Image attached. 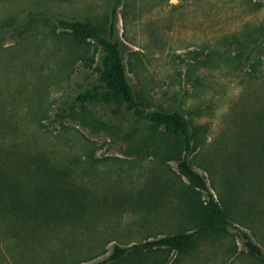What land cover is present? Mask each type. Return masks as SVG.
I'll list each match as a JSON object with an SVG mask.
<instances>
[{"label": "rangeland", "instance_id": "obj_1", "mask_svg": "<svg viewBox=\"0 0 264 264\" xmlns=\"http://www.w3.org/2000/svg\"><path fill=\"white\" fill-rule=\"evenodd\" d=\"M116 4L141 109L186 117L188 160L230 226L108 262L196 230L207 201L178 139L110 100L101 48L58 26L108 36ZM0 206V264H264V0H0Z\"/></svg>", "mask_w": 264, "mask_h": 264}, {"label": "trees", "instance_id": "obj_2", "mask_svg": "<svg viewBox=\"0 0 264 264\" xmlns=\"http://www.w3.org/2000/svg\"><path fill=\"white\" fill-rule=\"evenodd\" d=\"M117 4L113 10V18L108 36L101 34L92 24L83 21L59 19L57 22L58 26L64 31L70 32L77 40H92L101 48L100 81L110 100L120 106L133 110L136 115L143 117L158 128H164L168 134L178 139L179 148L183 152V156L178 160V170L189 182L190 189L200 194L202 192L207 194V201L202 202L200 205L197 204L195 207V211L201 220L196 230L192 232H179L128 248L116 246L108 262L121 260L128 253L137 249H170L181 252L193 245L200 236L230 226V221L227 218L225 210L210 192L205 178L191 166L188 160V155L192 151V137L189 121L186 117L178 110L171 112L151 111L145 114L141 109V105L129 80L122 54L121 42L117 36ZM92 98L93 96L90 94H83L80 96L79 101L85 103ZM16 201H19V203L17 202L18 204L16 203L17 206L23 205V199L19 198ZM2 209V206H0V211ZM243 239L249 253L263 256L262 250L253 242L248 234L243 233ZM106 263L103 262V264Z\"/></svg>", "mask_w": 264, "mask_h": 264}]
</instances>
